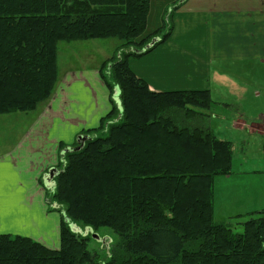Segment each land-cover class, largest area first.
I'll return each instance as SVG.
<instances>
[{
	"label": "trees",
	"instance_id": "trees-1",
	"mask_svg": "<svg viewBox=\"0 0 264 264\" xmlns=\"http://www.w3.org/2000/svg\"><path fill=\"white\" fill-rule=\"evenodd\" d=\"M152 3L0 0V114L36 110L52 95L60 41L116 37L123 52L135 48L110 63L116 85L103 64L101 78L110 92L119 87L118 100L110 93L111 110L85 131L91 138L62 154L53 190L64 206L60 247L0 234V264H99L84 231L101 227L119 239L104 264H264V209L237 222L241 233L214 219V178L231 172L233 149L200 123L210 91H153L129 65L171 35L165 20L146 35Z\"/></svg>",
	"mask_w": 264,
	"mask_h": 264
},
{
	"label": "crops",
	"instance_id": "crops-1",
	"mask_svg": "<svg viewBox=\"0 0 264 264\" xmlns=\"http://www.w3.org/2000/svg\"><path fill=\"white\" fill-rule=\"evenodd\" d=\"M177 8L179 17L171 26L165 48L158 52L156 46L148 67L134 72L153 91L208 89L214 102L238 112L234 103L219 98L244 97L251 83L258 81L253 73L264 74V0H184ZM178 37L176 51L173 41ZM159 79L166 86L174 81L186 86L167 89L156 83ZM246 80L249 83L244 85ZM55 88L52 98L39 108L28 134L12 150L0 154L5 207L9 209L0 216V232L28 236L52 249L60 247L62 214L49 209L41 180L51 166L58 165L61 142L71 145L79 134L100 126L112 108L110 91L99 70L66 73ZM204 111L205 125L210 115ZM232 118L234 127L264 141L263 121L247 122L236 113ZM218 134L220 139L230 140L221 131ZM260 168L262 164L239 173L263 180L264 169ZM235 195L251 200L247 205L253 210L250 214L258 215L264 209L263 181L244 186Z\"/></svg>",
	"mask_w": 264,
	"mask_h": 264
},
{
	"label": "rangeland",
	"instance_id": "rangeland-1",
	"mask_svg": "<svg viewBox=\"0 0 264 264\" xmlns=\"http://www.w3.org/2000/svg\"><path fill=\"white\" fill-rule=\"evenodd\" d=\"M183 1L184 0H174L172 2H167V0H154L152 3L149 26L147 29L148 34L146 35L151 36L153 32L161 26L162 21L164 20L166 21L165 31H168L172 25H175L174 21L179 17V15L176 13L179 9L177 7ZM164 6L166 7L165 12ZM178 40H180L179 37L173 41L177 43V46L175 47L176 51H178ZM165 42L160 43L155 50H158V52L163 50L165 48V46H163V44H166ZM185 43H187V41ZM120 46L121 41L116 37L60 41L58 44V80L69 72L84 70L100 71L103 64L106 62L107 64L103 71L109 77L111 82L116 85V80H114L111 76L112 71L110 68V63L121 57L125 51H135V48L132 47L126 50L124 49L123 52ZM155 50L153 49L149 53L142 56L131 55L129 57L130 67L137 72L146 69L150 60L156 54ZM252 77L258 81L251 83L250 90L246 92L244 97L219 98L225 103H234L236 106L234 109H236L238 112H234L233 109H228L226 104L214 102L216 98H212V107L204 111L210 115V118L205 122L204 126L209 128L219 137L220 135L218 132L221 131V133L230 139L229 141L232 145L233 164L231 172L228 174L217 175L214 178V219L219 223H233L232 227L235 233H241L243 230L242 224L237 223L238 221H244L250 216L255 215L250 214V212L253 213V210L247 207V205L251 203V200L248 198H243V195H235V191L240 190L243 192L244 186L250 187L253 184H257L261 181L264 183V179L261 180L255 178L252 175H244L239 173L244 172L247 169L259 167L261 164L263 168L260 169H264V141L261 138L250 136L246 129L243 130L238 127H234L232 124L233 113H236V115L239 117H244L247 122H264V74L260 72H254ZM246 79L249 78L247 77ZM159 80L160 81L156 80V83H160L165 87V83L167 82L162 81V79ZM168 83L169 84L166 87L169 88L167 89H176L178 87L186 86V84L182 81ZM248 83V80L244 81V85ZM55 89L56 88H54L52 95L54 94ZM112 91L113 92L110 93L113 94L115 90ZM52 95L47 100L42 102L36 110L0 114V154L12 150L19 143L21 138L28 134V129L34 122V118L40 113L39 108H41L46 103V101H49L52 98ZM113 98L114 100H117L115 96H113ZM204 121V118L200 121L202 126ZM85 134L86 132L79 134L75 138L74 142L68 146L74 148V146L79 145V136ZM103 134H105V132L99 133V135ZM97 135L98 133L93 134L92 136L95 137ZM67 148V145H64V147L61 149L63 152L61 151V153L64 154ZM62 154L60 156L58 165L51 167H57L59 169L63 167ZM41 183L43 188L42 191L44 192V196L46 195V201L49 209L57 210L63 215L64 206L55 201L53 197V190L55 188L47 190L43 185V180H41ZM238 214H241V217L236 219ZM97 233L101 236V240L90 236L88 240V248L94 254H97L99 257V264H104L111 258L113 249L119 243V239L112 229L108 227H101L97 230ZM2 234L6 233L3 232ZM104 239H106L105 242L103 241Z\"/></svg>",
	"mask_w": 264,
	"mask_h": 264
},
{
	"label": "water",
	"instance_id": "water-1",
	"mask_svg": "<svg viewBox=\"0 0 264 264\" xmlns=\"http://www.w3.org/2000/svg\"><path fill=\"white\" fill-rule=\"evenodd\" d=\"M160 40H161L160 37L153 38V40L147 45V47L144 50L139 51V53H143L147 49L152 48ZM119 93H120L119 87H116L115 88V98L117 100H118V97H119ZM90 138L91 137L88 136V135H81V136H79L78 140L80 142V146H78L77 148L78 149H81L84 146L86 140H88ZM63 171H64V169H59L57 167H51L48 170V172L43 177V180H44V183H45L46 188H54V186H55V180H54V178L57 175H59L61 172H63ZM70 226H71V229L74 230L75 232H79V233L83 232V229L80 226H78L77 224H75V223H70ZM90 232H92V235H93L94 238H97L98 240H101V236L98 233H94L92 231V229L86 228L85 231H84V234L86 235V234H89ZM105 240L106 239H104L103 241L105 242Z\"/></svg>",
	"mask_w": 264,
	"mask_h": 264
},
{
	"label": "snow or ice",
	"instance_id": "snow-or-ice-1",
	"mask_svg": "<svg viewBox=\"0 0 264 264\" xmlns=\"http://www.w3.org/2000/svg\"><path fill=\"white\" fill-rule=\"evenodd\" d=\"M0 169H2V166H0ZM4 186H5V176L2 170H0V216H2L7 209L5 207V204L7 201L4 200Z\"/></svg>",
	"mask_w": 264,
	"mask_h": 264
}]
</instances>
